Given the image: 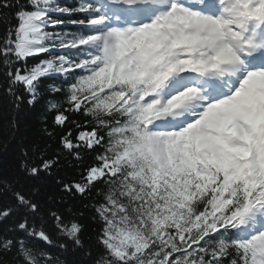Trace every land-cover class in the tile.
I'll return each instance as SVG.
<instances>
[{
    "label": "snow or ice",
    "instance_id": "snow-or-ice-1",
    "mask_svg": "<svg viewBox=\"0 0 264 264\" xmlns=\"http://www.w3.org/2000/svg\"><path fill=\"white\" fill-rule=\"evenodd\" d=\"M0 14L6 93L51 97L46 143L0 174V257L264 264V0H0ZM69 161L77 178L58 183L79 208L25 186Z\"/></svg>",
    "mask_w": 264,
    "mask_h": 264
},
{
    "label": "trees",
    "instance_id": "trees-1",
    "mask_svg": "<svg viewBox=\"0 0 264 264\" xmlns=\"http://www.w3.org/2000/svg\"><path fill=\"white\" fill-rule=\"evenodd\" d=\"M57 2L75 6L78 0H57ZM15 21H13L14 23ZM7 25V18L0 14V36L3 35ZM37 60H29V64H34ZM3 69H0L2 72ZM58 83V81H45V84ZM6 82L0 76V174L6 177H13L18 173L22 152L35 143L43 146L46 143L45 129L50 128L51 115L49 114L47 102L51 97L47 94L37 103L29 105L25 101L16 107L11 97L6 93ZM52 145L50 150H54ZM77 178V169L72 166V162L62 164L59 169L53 170V175L43 178L42 181H23L25 186L31 188L40 184L39 197L42 200L50 201L56 207L65 208L71 204L80 207L82 201L79 197L72 199L63 193L61 184L58 181L69 182ZM64 197V202L60 198ZM91 213L85 212L82 223L85 225L84 237L86 247L91 246L95 252L94 237L97 225L91 220ZM79 255L69 256L70 260L79 259ZM4 264H12L11 256L0 257Z\"/></svg>",
    "mask_w": 264,
    "mask_h": 264
}]
</instances>
